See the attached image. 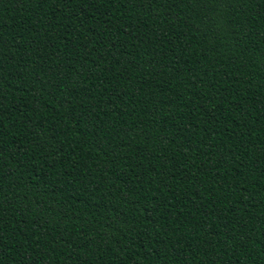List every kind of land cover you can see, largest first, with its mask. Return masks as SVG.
<instances>
[{
	"label": "trees",
	"instance_id": "obj_1",
	"mask_svg": "<svg viewBox=\"0 0 264 264\" xmlns=\"http://www.w3.org/2000/svg\"><path fill=\"white\" fill-rule=\"evenodd\" d=\"M0 264H264V0H0Z\"/></svg>",
	"mask_w": 264,
	"mask_h": 264
}]
</instances>
